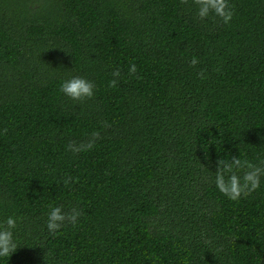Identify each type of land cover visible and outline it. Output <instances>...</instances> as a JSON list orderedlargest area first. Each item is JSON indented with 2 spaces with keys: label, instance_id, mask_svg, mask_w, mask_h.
<instances>
[{
  "label": "trees",
  "instance_id": "trees-1",
  "mask_svg": "<svg viewBox=\"0 0 264 264\" xmlns=\"http://www.w3.org/2000/svg\"><path fill=\"white\" fill-rule=\"evenodd\" d=\"M230 4L226 25L192 0H0V264H264V176L237 201L215 185L220 158L264 166V0ZM73 76L93 98L60 91ZM61 205L83 214L53 234Z\"/></svg>",
  "mask_w": 264,
  "mask_h": 264
},
{
  "label": "clouds",
  "instance_id": "clouds-1",
  "mask_svg": "<svg viewBox=\"0 0 264 264\" xmlns=\"http://www.w3.org/2000/svg\"><path fill=\"white\" fill-rule=\"evenodd\" d=\"M181 2L187 4L188 0H181ZM192 2L196 6V16L200 20L215 16L219 17L227 25L232 22L235 16L234 6L230 4V0H192ZM198 63V58L193 57L191 66L195 67ZM136 74L137 66L132 64L129 68V75L135 76ZM112 76L113 79L108 83L110 88L118 85L120 70L113 71ZM198 76L201 79L206 78L203 71L199 72ZM137 78L139 79L138 76ZM95 87V84L85 77L73 76L61 84L60 91L72 100L83 101L94 97ZM104 126L108 127L109 125L105 123ZM4 131L6 133L7 129ZM100 138V132L93 131L91 136L84 142L79 144L69 142L67 150L74 154L92 150L95 147L96 141ZM216 163L215 185L228 199L237 201L242 197L247 198L260 188L261 177L264 176V166H258L236 156H232L231 160L220 158ZM261 165H264V161L261 162ZM241 171L242 175L240 174ZM71 182V178H66L64 185L68 186ZM82 214V209L78 207H72L65 211L62 205L52 206L47 214V229L50 233L55 234L66 224L75 226ZM16 227L17 219L12 216H9L3 223H0V257L10 256L16 251L17 244L15 243L13 232Z\"/></svg>",
  "mask_w": 264,
  "mask_h": 264
}]
</instances>
